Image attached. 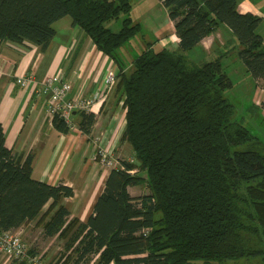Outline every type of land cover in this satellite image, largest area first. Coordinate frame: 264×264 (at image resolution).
<instances>
[{
	"label": "trees",
	"instance_id": "trees-1",
	"mask_svg": "<svg viewBox=\"0 0 264 264\" xmlns=\"http://www.w3.org/2000/svg\"><path fill=\"white\" fill-rule=\"evenodd\" d=\"M160 1L178 49L155 40L127 63L120 48L142 30L131 15L133 0H0V43L46 49L54 23L70 15L115 60L126 108L123 138L134 151V160L119 158L110 169L83 222L62 202L73 188L33 177V154L9 148L0 122V230L36 219L46 236L63 239V250L45 264H236L248 258L264 264V134L253 132L226 96L234 82L222 59L195 63L185 55L226 25L238 58L264 87L262 18L240 12L238 0ZM121 15L114 31L109 24ZM77 113L89 132L95 114ZM52 122L61 132L71 129L58 115ZM141 184L149 191L132 195L129 188ZM13 259L34 264L36 258L27 250Z\"/></svg>",
	"mask_w": 264,
	"mask_h": 264
},
{
	"label": "crops",
	"instance_id": "crops-1",
	"mask_svg": "<svg viewBox=\"0 0 264 264\" xmlns=\"http://www.w3.org/2000/svg\"><path fill=\"white\" fill-rule=\"evenodd\" d=\"M155 1L164 7L160 0ZM238 9L262 18L257 31L264 39V0H238ZM54 27L55 36L46 49L30 42L0 43V122L5 129L9 148L16 153L33 154V177L54 185L64 183L73 188V196L63 197L62 202L71 212V217L86 222L94 212L110 172L94 158L96 139L104 135L105 143L118 159L134 160V151L130 142L123 138L126 108L118 79L106 88L105 99L95 105L92 112L96 120L89 132L80 128L77 112L73 117L75 126L69 132H61L53 125V119L47 113L46 95L39 93L47 78L70 81L72 88L68 98H73L91 97L110 69H117L119 74L115 60L100 50L82 27L73 24L70 15L57 20ZM156 40L158 45L170 50L178 49L179 38L170 17L166 30L158 31ZM231 42H234L233 46H239L232 31L226 25H221L197 46L186 51L185 55L192 62L205 61L207 56L211 59L220 57L228 71L231 62L226 61L230 57L228 45ZM197 49L198 54L191 56L190 53ZM235 54V61L246 67ZM27 73H33L36 81L23 87L16 79ZM248 75H251L249 71L246 76L251 77L252 87L248 85L246 90L254 89V116L256 120L264 119L263 81ZM133 187L129 191L136 195L132 192ZM32 225H36V219L19 230L26 232Z\"/></svg>",
	"mask_w": 264,
	"mask_h": 264
},
{
	"label": "rangeland",
	"instance_id": "rangeland-1",
	"mask_svg": "<svg viewBox=\"0 0 264 264\" xmlns=\"http://www.w3.org/2000/svg\"><path fill=\"white\" fill-rule=\"evenodd\" d=\"M131 15L135 22H139L142 25V30L139 31V33H137L136 36L133 37V39H131L128 43L120 48L121 54L127 63H130L133 58L141 53L142 50L147 47L148 42L156 40L158 31L164 32L166 30L169 17L168 12H166L164 7L159 3H156L155 0H133V9L131 11ZM122 17L123 15H121V17L117 19L118 21L116 23L111 22L109 24V26L114 31H118L120 29ZM228 40H230V38H228ZM231 43L232 44L228 45L230 57L226 62H231V66L228 69V72L232 77L234 86L226 90L225 94L228 99L235 105L238 112H240L241 115L247 117L246 119L252 125L253 132L258 133L259 135H263L264 119L262 118L256 120L253 114L254 108L252 100L254 89H252L251 91L246 90L248 88V85L252 87L251 79H249L251 77L246 76V74L248 73L246 67H242L239 62L235 61L236 46H233L234 42ZM198 52L199 49H197V51L195 52L193 51V53L190 54L191 56L192 54L197 55ZM189 59L191 60V58ZM205 59L209 60L211 59V57L207 56V58ZM115 71H117V69H115ZM248 76H252V74ZM95 142L97 147L95 152H97L98 148L103 147V149L113 155L108 144L105 143L104 135L99 136V138H97ZM114 158L116 157L114 156ZM100 165L106 169H111L110 167L104 166L101 163ZM134 171H136V169ZM148 191L149 189L146 184H141L132 188V192L136 195H142ZM21 236L27 244L29 257L32 256L33 258H36L35 261L33 260L34 264H45V261H49L56 254L63 250L64 240L56 237L46 236L42 226L32 225L26 232H22ZM29 250L33 251V255L29 253ZM260 262V258H248L239 260L236 264H261ZM14 263L15 262L13 258L4 254L3 252H0V264Z\"/></svg>",
	"mask_w": 264,
	"mask_h": 264
},
{
	"label": "built area",
	"instance_id": "built-area-1",
	"mask_svg": "<svg viewBox=\"0 0 264 264\" xmlns=\"http://www.w3.org/2000/svg\"><path fill=\"white\" fill-rule=\"evenodd\" d=\"M118 73L115 69H110L101 85L91 97L77 96L68 98L72 84L70 81L62 78L49 77L47 78L40 90V94L46 95L47 113L52 119L58 115L65 122L74 128V113L78 111L92 112L95 105L105 99L106 88L117 80ZM36 81L33 73L18 76L16 82L23 87H28ZM94 158L104 166L115 167L119 165V160L114 158L111 153L107 152L103 147L98 148ZM22 231L17 229L14 231L0 230V252L10 256L11 258L21 259L27 254V244L22 238Z\"/></svg>",
	"mask_w": 264,
	"mask_h": 264
}]
</instances>
